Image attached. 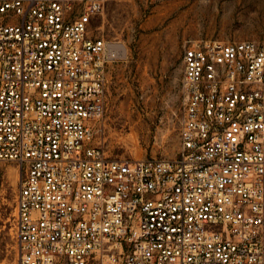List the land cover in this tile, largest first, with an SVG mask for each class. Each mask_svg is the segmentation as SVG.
<instances>
[{
	"label": "built area",
	"instance_id": "built-area-1",
	"mask_svg": "<svg viewBox=\"0 0 264 264\" xmlns=\"http://www.w3.org/2000/svg\"><path fill=\"white\" fill-rule=\"evenodd\" d=\"M106 1L0 0L17 264H264L263 48L186 40L177 154L112 157L93 127L121 60L92 26Z\"/></svg>",
	"mask_w": 264,
	"mask_h": 264
},
{
	"label": "rangeland",
	"instance_id": "rangeland-1",
	"mask_svg": "<svg viewBox=\"0 0 264 264\" xmlns=\"http://www.w3.org/2000/svg\"><path fill=\"white\" fill-rule=\"evenodd\" d=\"M92 26L126 48L106 71L94 137L112 157L169 158L178 152L185 41L253 40L264 50V0H107ZM19 174L16 162L0 161V264H17L12 219Z\"/></svg>",
	"mask_w": 264,
	"mask_h": 264
},
{
	"label": "bare ground",
	"instance_id": "bare-ground-1",
	"mask_svg": "<svg viewBox=\"0 0 264 264\" xmlns=\"http://www.w3.org/2000/svg\"><path fill=\"white\" fill-rule=\"evenodd\" d=\"M118 47H119L118 50H119L120 56L124 58L126 56V50H125L126 48L120 44H118Z\"/></svg>",
	"mask_w": 264,
	"mask_h": 264
},
{
	"label": "crops",
	"instance_id": "crops-1",
	"mask_svg": "<svg viewBox=\"0 0 264 264\" xmlns=\"http://www.w3.org/2000/svg\"><path fill=\"white\" fill-rule=\"evenodd\" d=\"M182 70H183V63L181 62V64H180V68H179V75H181L182 76Z\"/></svg>",
	"mask_w": 264,
	"mask_h": 264
}]
</instances>
